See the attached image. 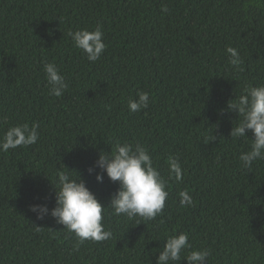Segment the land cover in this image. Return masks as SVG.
<instances>
[{
    "label": "trees",
    "instance_id": "1",
    "mask_svg": "<svg viewBox=\"0 0 264 264\" xmlns=\"http://www.w3.org/2000/svg\"><path fill=\"white\" fill-rule=\"evenodd\" d=\"M96 27L106 48L91 62L69 34ZM46 63L68 85L61 97L50 93ZM260 84V0H0V137L39 125L35 144L0 151V264H156L166 238L181 231L191 246L182 257L207 249L205 264H264V160L242 166L252 133L232 137L240 117L227 108ZM141 91L148 107L129 111ZM118 142L147 148L166 181L165 207L153 220H130L105 206L111 238L75 250L74 234L29 206L54 207L65 172L79 173L107 205L118 183L106 175L97 182L94 162ZM170 157L183 169L180 181L169 176ZM181 191L193 206H180Z\"/></svg>",
    "mask_w": 264,
    "mask_h": 264
},
{
    "label": "clouds",
    "instance_id": "2",
    "mask_svg": "<svg viewBox=\"0 0 264 264\" xmlns=\"http://www.w3.org/2000/svg\"><path fill=\"white\" fill-rule=\"evenodd\" d=\"M264 3V0H260ZM163 11L168 9L164 7ZM75 46L82 50L87 60L96 62L106 48L103 41V32L99 27L93 30L78 29L70 33ZM229 62L233 66H240L242 59L236 48L226 47ZM44 72L50 93L61 97L68 85L60 74L59 68L54 63H46ZM231 101V102H230ZM149 93L141 91L135 99L128 101L129 111L139 112L147 108ZM227 108L235 111L240 119L235 127L231 128L230 135L234 138L248 137L251 131L252 138L250 149L240 154L242 166L251 168L258 160H264V84L247 86L242 94L235 100L227 102ZM38 124L27 123L9 127L0 137V151L7 152L20 146L35 144L38 140ZM95 173L97 182H102L104 175L118 183L117 190L110 196L107 205L102 204L86 186L84 180L77 173L78 178L71 177L68 173H61L55 187V206L51 209L46 204H32L29 210L35 213L37 219L51 215L62 224L69 233L76 237L79 245L86 240L104 241L111 238L112 233L106 230L103 221L105 206H110L115 215L126 216L128 219L140 217L142 220H153L162 213L168 197L166 181L154 166L147 148L140 144L116 143L109 152L101 150L96 159ZM169 176L176 181L183 179V169L179 161L170 157L168 159ZM91 174L94 168L88 169ZM103 173V174H102ZM180 206L191 207L193 198L186 191H181ZM139 224V223H138ZM39 230V229H38ZM189 236L186 232L169 235L163 243L162 250L156 257V264H179L181 259H186L188 264H205L210 255L207 249H192L182 257L181 253L190 249Z\"/></svg>",
    "mask_w": 264,
    "mask_h": 264
}]
</instances>
